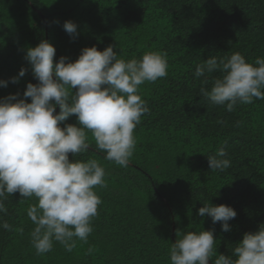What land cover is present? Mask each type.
<instances>
[{
  "label": "trees",
  "instance_id": "16d2710c",
  "mask_svg": "<svg viewBox=\"0 0 264 264\" xmlns=\"http://www.w3.org/2000/svg\"><path fill=\"white\" fill-rule=\"evenodd\" d=\"M66 20L77 24L76 38L64 30ZM41 40L54 45V60L75 61L91 46L102 51L113 45L126 60L164 51L168 75L139 87L150 111L134 130L127 167L106 160L91 133L88 152L69 153L70 159H96L106 171L107 187L95 189L102 203L87 243L77 239L68 252L55 242L51 252L37 255L27 216L36 199L21 203L17 192L0 212V223L12 226L0 227V264H171L177 230H213L217 253L231 255L244 233L264 224V99L229 112L200 96L221 73L194 75L212 56L239 52L252 63L264 57V0H0V80L8 81L0 99L22 98L28 82L38 83L25 53ZM21 67L28 71L12 83ZM64 123H77L76 116ZM221 147L231 165L212 171L207 156ZM210 202L235 209L230 231L198 215Z\"/></svg>",
  "mask_w": 264,
  "mask_h": 264
},
{
  "label": "clouds",
  "instance_id": "9594fccd",
  "mask_svg": "<svg viewBox=\"0 0 264 264\" xmlns=\"http://www.w3.org/2000/svg\"><path fill=\"white\" fill-rule=\"evenodd\" d=\"M63 28L70 37L78 36L75 22L66 20ZM55 55L47 40L28 47L25 59L38 83L28 82L22 98L16 93L0 99V212H7L4 202L14 193L20 194L21 203L36 199L27 216L34 224L30 241L37 255L51 252L55 242L68 252L77 239L87 243L102 203L95 189L107 187L106 171L96 159H70L69 153L76 157L88 152L91 133L106 160L127 167L136 147L134 130L150 111L139 87L166 77L169 68L167 52L159 50L127 60L113 45L102 51L84 47L75 61L65 56L54 60ZM27 71L21 67L11 82L18 83ZM217 71L221 75L211 88H200V96L212 104L231 112L238 104L264 99V57L252 63L239 52L219 59L212 56L196 65L194 75ZM7 83L0 80L2 87ZM72 115L77 123H64ZM207 157L212 171L231 165L223 147ZM198 215L211 217L227 232L237 212L232 206L210 202L198 209ZM0 227L12 228L7 221ZM17 231L22 234L23 228ZM176 236L169 248L171 264H264V224L244 233L231 255L217 253L213 230H177ZM92 251L90 247L89 254Z\"/></svg>",
  "mask_w": 264,
  "mask_h": 264
}]
</instances>
